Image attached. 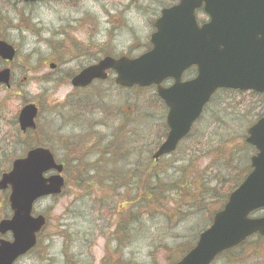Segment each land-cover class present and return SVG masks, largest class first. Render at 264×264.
Segmentation results:
<instances>
[{"label":"water","instance_id":"water-1","mask_svg":"<svg viewBox=\"0 0 264 264\" xmlns=\"http://www.w3.org/2000/svg\"><path fill=\"white\" fill-rule=\"evenodd\" d=\"M179 1V5L162 12L156 25L158 32L151 38V52L135 60L106 58L85 69L73 82L86 86L95 78L105 79V72L111 69L117 74L116 83L123 87L158 86V95L169 108L170 131L154 159L176 151L217 90L253 91L264 99V0ZM200 8L209 17L202 27L195 15ZM2 50L9 52L11 59L12 47L0 42ZM192 66L198 68L197 77L182 82L184 71ZM167 79L175 80L169 89L161 87ZM36 115L34 106L23 108L22 131L35 128ZM247 133V143L258 151L251 159L253 171L214 216L196 246L177 264H211L218 254L249 236H264V217H250L264 209V117ZM51 170L60 174L63 169L55 164L50 151L35 149L16 160L11 172L2 176L0 190L11 188L13 217L0 223V233L11 232L13 242H0V264H13L35 246L46 219L33 218V206L40 199L60 195L64 186L60 175L44 178Z\"/></svg>","mask_w":264,"mask_h":264},{"label":"flooded vegetation","instance_id":"flooded-vegetation-1","mask_svg":"<svg viewBox=\"0 0 264 264\" xmlns=\"http://www.w3.org/2000/svg\"><path fill=\"white\" fill-rule=\"evenodd\" d=\"M92 1L99 2V0H45L39 3L63 4V10L71 11V18L66 20L65 26L51 30L48 38L44 37L45 30L42 28L36 12L22 13L23 17H21L18 13H10V10L7 9L6 12L4 11L3 31H0L1 34H4V36H0V40L7 41L16 50L13 60L5 59L0 53V93L10 94L9 97L0 101V147L21 146V142L18 140L20 139L18 133L23 135L19 121L20 111L26 105H34L37 108V129L26 132L23 136L27 140L24 142H28L32 147L49 149L57 163L63 166L62 175L67 185L71 178L75 180L77 176L82 175L95 182L94 190L85 189L83 194L88 195L102 194L106 190L101 188V182L118 180L122 173L127 170L126 166L132 164L128 160V156L127 158L118 156V149H128L127 145L132 146L130 127L138 121L139 116L136 109L130 114H127V110H125L126 113L123 114V109L116 105V101H113V91L133 94L137 90L140 92L148 89L156 90L155 87H121L115 83V74L112 71L108 72L106 79L96 78L87 86H74L73 81L76 76L83 69L94 65L101 59V57L92 59L95 56V51L101 50L103 47L98 41L100 36L99 18L97 15H91L90 11H88L89 13L84 11L85 3ZM134 1L140 2L142 0ZM174 2L177 3V0H157L156 4L157 6L168 4L164 7L167 8L173 6ZM6 3H9V0ZM34 5L37 6L38 3L24 4L19 0H12V3H9L12 10L18 7L33 8ZM160 16L161 13L151 22L152 32L148 36L146 44L139 48L136 46L129 51L133 54L141 50V53L134 57L132 55L127 56L136 58L152 49L151 36L157 32L156 22ZM18 21L20 24H14ZM86 21L88 25L85 27ZM112 22L113 20L111 24ZM8 32L27 33L34 36L36 46L46 45L49 52L48 57L43 60H34L33 57L38 56L35 51L33 56L23 54L24 59L20 61L18 56L22 54L21 45L8 39L6 37ZM115 32V29L111 30V37H115ZM112 56L120 57L121 55L112 54ZM71 64L82 65V67L77 72L71 73L69 71ZM83 64L87 65L83 66ZM17 73H19L18 77ZM196 74L195 69L187 71L183 76V81L192 80ZM20 75L22 76L20 77ZM172 83V80H169L165 86L169 87ZM31 86L39 87L40 91L31 95L28 92V87ZM43 86L48 87L43 88ZM67 86L70 90L62 100L57 99V96L53 98L60 93L62 88ZM155 95L157 94L155 93ZM14 98L20 99V111L15 115H9V106ZM153 102L155 105L163 103L156 99ZM164 110L166 122L167 107H164ZM43 124L47 125L46 132L43 130ZM166 130L167 134L164 139L168 135V127ZM54 143H59L61 146L62 160L59 158L58 152L54 150L56 147ZM129 161L130 163H127ZM101 166H103L102 169ZM55 174L52 171L47 173L45 177L50 178ZM107 185L109 184L106 183L104 186ZM115 186L117 187L118 183ZM6 218L8 219L6 216L3 219ZM43 235L44 231L38 236L36 247L19 257L13 264H35L36 248L40 245ZM1 241H12L11 233L0 234ZM218 259L225 261L224 264H264V238L247 239L246 242L226 250L213 263L219 262ZM45 264H47V260Z\"/></svg>","mask_w":264,"mask_h":264},{"label":"rangeland","instance_id":"rangeland-1","mask_svg":"<svg viewBox=\"0 0 264 264\" xmlns=\"http://www.w3.org/2000/svg\"><path fill=\"white\" fill-rule=\"evenodd\" d=\"M156 1L99 0L98 3L97 1L86 2L84 11L87 13L90 11L91 15H97V18H99L100 24L98 29L100 36L98 37V41L103 45L101 50L95 51V56L92 59L103 58L106 54H113L115 56L132 55L134 57L141 53V50L133 54L129 53V51L136 48V46L139 48L146 44V40L152 32L151 22L159 15ZM9 3L11 4L12 0H9ZM9 3L0 2V10L5 11L9 9L10 13H18L21 17H23L22 13L29 14L36 12L38 20L45 30V38L49 37L51 30L65 26L66 20L71 18V11L63 10V4L45 3L33 8L28 7L24 9L18 7L12 10ZM11 17L13 18L14 16ZM3 18L4 12L0 14V31H3ZM86 23L87 21L85 22V27L88 25ZM14 24L18 25L20 21ZM112 29L116 30L115 37H111ZM0 36H4V34L0 33ZM6 37L21 45L22 54L18 56L20 61L24 59L23 54L33 56L35 51L38 53V56H34V60H43L49 55L46 45L36 46V38L30 34L8 32ZM85 65L87 64H83V66ZM16 66L18 67V64ZM81 67L82 65L71 64L69 71L75 73ZM18 75L19 73H17V77ZM69 90V86L64 87L53 98L57 96V99L62 100ZM39 91V87H28V92L31 95L37 94ZM153 94L154 90L141 92L137 90L133 94L113 91V101H116V105L123 109V114L126 113L125 110H127V114H130L136 109V113L139 116V122L133 123L130 127L132 131L130 135L132 146L127 145L128 149L124 148V152L130 151L132 155L133 149L137 146H142L143 151H148L152 147L154 150L151 155H153L159 142L163 141L164 130L162 126L165 122L166 112L163 108L153 103ZM9 96L10 94L5 92L0 93V101ZM49 101L51 100L49 99ZM218 101L219 99L216 101L215 98L212 102V109H215V111L229 109L232 119L228 124L232 130L230 136L234 140L236 137L243 136L246 133L248 126L245 123L248 122V119L258 114L257 112L260 109H263L260 105L256 106L249 95L244 96L243 101L239 100V98H235V100L229 102H225L224 100ZM253 107H257V110L250 114L245 113L253 110ZM19 111L20 99L14 98L12 103H10L8 114L15 115ZM43 130L46 132V124H43ZM209 132L212 134V137L207 135V138L202 140V143L207 144L206 147L211 148L217 143V137H215L213 132ZM232 137L230 138L232 139ZM54 145L56 146L54 150L58 152L59 158L62 160L63 154L60 144L54 143ZM185 145L187 144L184 143L177 154L172 156V160L182 158L181 153L185 149ZM1 148L0 173L7 166H11V161L23 157L24 153L21 148L15 150L7 149L5 150L4 157L1 153ZM194 153L195 150L193 151ZM11 154H15L16 156L11 158ZM128 160L131 163L135 161L132 158H128ZM130 161L127 163H130ZM197 163L198 165H195V167L201 175H204L206 171L208 173L212 168V159L208 157H202ZM177 167L180 166L177 165ZM85 189L83 188L79 192L71 184L67 187L65 194L61 198L49 199L38 205L36 213L48 216L49 224L40 240V245L36 248L35 264H45L46 260L47 264H173L175 260L179 259L177 252L180 245L193 242L197 232L206 224L199 221V217H189L188 220L174 225L161 217L151 218L147 212L140 211L139 209L135 212V215L139 217V222L132 223L126 231L121 230L116 233L115 226L119 222V218L125 219V215H127L125 213H128L129 210L132 211V207L126 205L125 209L127 212L122 213V216L114 209L116 216L110 218L108 211H99L102 204L98 202L95 204L87 198L80 197L88 196L86 193L83 195ZM7 197V192L0 191V221L6 215H10V210L7 207ZM132 214H134V211ZM116 239L127 240L123 241L126 245L118 247ZM169 253L172 255L171 260L167 259ZM106 261L108 262L105 263Z\"/></svg>","mask_w":264,"mask_h":264},{"label":"trees","instance_id":"trees-1","mask_svg":"<svg viewBox=\"0 0 264 264\" xmlns=\"http://www.w3.org/2000/svg\"><path fill=\"white\" fill-rule=\"evenodd\" d=\"M245 95L244 93L227 90L218 92L215 98L216 101L219 99L218 102L223 100L229 102L235 100V98L243 101ZM249 97L256 106L260 105L263 109H260L257 112L258 114L248 119V122L245 123L248 127L264 115L262 98L254 93L250 94ZM253 108V110L245 113L250 114L257 110V107ZM229 113L228 108L215 111V109H212L211 104L202 119L204 122L201 125L202 127L199 126V129H195L188 138L191 140L186 143L187 145L181 153L182 158L172 160L171 156L155 161L151 155L154 150L152 147L148 151H143L142 146H137L133 149L132 155L130 151L124 153L125 149L119 148V157L124 156L127 158L128 156V158L135 159V161L126 166L127 170L122 173L118 180L101 182V188L106 190L101 196L87 194L88 196L80 197L87 198L95 204L97 202L102 204L99 211H105L106 209L103 208L106 206L107 211L112 214H115L116 210L117 213L122 215V213L127 212L125 206H131L132 211L129 210L128 213H125L127 214L125 215L126 218H119V222L115 226L116 232L126 231L129 226L127 222L138 223L139 217L135 215V212L139 209L147 212L151 218L161 217L174 225L188 220L189 217H199L198 220L205 222V226L198 231L193 242L180 245V250L178 249L177 252L179 259L173 262L175 264L194 247L199 233L211 224L214 214L223 208L230 193L251 171L250 159L255 151L246 143V133L243 136L236 137L235 140L230 136L232 130L228 123L231 122L232 118ZM164 129H166L165 124ZM209 131L217 137V143L211 148L202 143L207 135L212 137ZM18 136H20L18 140L22 145L19 148L25 151L27 148H24V146L28 147L29 144L24 142L21 133H18ZM17 146L19 145L13 148H17ZM194 150L195 153L193 154ZM175 154L177 152L173 156ZM13 156L16 155L11 154V157ZM202 157L212 159V168H209L208 173L206 171V175H201L195 167ZM177 165L180 167H177ZM106 183L109 185L104 186ZM117 183L118 186L116 187L115 184ZM71 184L77 189L86 188L87 190H94L95 186V182L86 179L85 175L77 176L75 180L72 179ZM109 206H112L115 210L110 209ZM133 211L134 214H132ZM117 241L119 246L121 244L126 245L120 239H117ZM123 241L127 240L124 239ZM166 251L169 252L167 249ZM167 259H172L171 253H169Z\"/></svg>","mask_w":264,"mask_h":264}]
</instances>
